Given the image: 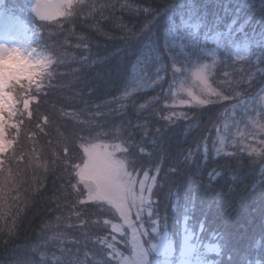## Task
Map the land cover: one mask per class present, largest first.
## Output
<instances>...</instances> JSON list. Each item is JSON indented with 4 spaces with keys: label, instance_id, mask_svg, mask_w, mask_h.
Instances as JSON below:
<instances>
[{
    "label": "trees",
    "instance_id": "16d2710c",
    "mask_svg": "<svg viewBox=\"0 0 264 264\" xmlns=\"http://www.w3.org/2000/svg\"><path fill=\"white\" fill-rule=\"evenodd\" d=\"M3 2L5 10H16L29 23L33 43L45 50L53 63L45 73L44 87L40 92L36 91L35 84L29 86L28 81L13 84L9 88L18 105L14 109L15 114L8 116L10 122L6 127V136L12 140L11 146L0 154V264H39L45 256H61L62 248L78 251L81 259L84 252H88L89 264L93 258L104 264L107 249L97 244V240L112 235H115V240L110 238L109 243L115 244L120 257L131 255L128 227L125 226L122 240L120 234H112L110 228L93 223L104 219L119 223L118 218L82 213L81 218L86 219L88 224H80L74 211H81L87 206L77 205L73 208L77 197L68 183L70 169L58 168L56 175H51L50 169L56 159L54 154L59 151L58 141L66 135V129L83 127L86 122L94 121L92 131L103 142H118L106 138L104 133L118 136L121 125L133 131L139 139L141 133L135 125L144 123L147 118L158 127L163 123L160 117L173 110L177 113L188 112L200 124L186 138L183 135L185 126L191 121L183 118L177 120L173 128L169 129L173 134V150L189 147L195 150L196 142L204 137H207V147L211 149V141L215 139L217 127H220L229 138L234 135L243 137L242 140L238 138V143L247 157L242 168L236 167L235 161H229L231 166L224 174V169L218 167L224 161L209 151L200 159L199 170L193 164L182 173L180 199L175 206L172 198L167 196V188L153 197L158 201L160 215L168 218L166 230L176 250L180 248L182 232L186 227L193 236L192 242L201 245L200 251L205 253L208 263L221 264L227 248H222L220 254L210 251L218 244L243 247L253 238L258 241L253 245L257 249L256 255H260L259 248L264 247V240L260 239L264 233V161L260 157L249 156V150L252 147L264 148L259 142L264 139V134L257 132L254 135L250 123V117L253 116L264 123V118L258 115L264 81L253 75L256 73L254 57L253 64H249L246 59L237 60L233 56L228 61L230 66L225 67L221 63L225 60L221 55L223 45L212 41V37L216 32L226 29L258 33L264 28V0H207L206 14L212 27L201 25L200 29H189L199 40L198 47L194 48L203 54V59L191 56L188 48L178 49L185 56H190L191 60L186 62L183 57L179 58L180 62L174 66L179 69V74L176 82H173V66L169 64L168 56L164 55L166 71L161 72L163 80L158 84L155 83V66L143 70L134 67L136 46L131 36L126 37V29L136 24L135 31L139 32L137 21L140 17H131L121 5L139 3L144 8L151 6L163 10L170 8L177 0H73L71 7L66 8L65 15L53 20L36 18L30 11V0ZM109 4L114 7L106 8ZM89 36L93 43L85 47L82 40ZM211 51L214 52L212 55ZM205 63L216 64L209 75L214 88L217 86L215 81L225 80V72L229 73L230 81H238L243 77L244 82L237 90L247 89V96L242 98L255 97L251 104L255 112L244 116L239 109L234 115L225 111L235 100L202 107L179 106L175 88L180 80L178 77L189 75ZM250 79L252 87H248L247 81ZM170 84L172 87L169 91ZM126 89L130 93L128 96L123 95ZM157 97L159 99H154ZM25 99L30 101L29 109L23 106ZM173 103L177 104L174 109L164 107L165 104ZM140 105L146 107L140 110ZM97 112L101 115H96ZM44 117L48 118L47 124L44 123ZM13 124L16 127H12ZM225 151L235 152L236 148L228 146L226 141ZM71 155L74 162L78 163V154L72 152ZM252 160H255V164H250ZM137 163L143 165L140 177L145 170L149 171L150 177L155 174V157L144 159L141 154ZM169 166L170 163L166 162L162 170ZM212 169H217L223 175L219 183L212 182L216 193H219L217 204L211 216H204L198 208L185 207L186 193L193 189L194 181L207 183L208 173ZM54 179L55 189L52 186ZM157 180L163 187L159 176ZM211 195L202 196L198 204L207 203ZM140 223L149 233L141 236L145 246L149 247L157 241L151 234L152 220L145 214ZM50 264H53L51 259Z\"/></svg>",
    "mask_w": 264,
    "mask_h": 264
},
{
    "label": "snow or ice",
    "instance_id": "6c2138e0",
    "mask_svg": "<svg viewBox=\"0 0 264 264\" xmlns=\"http://www.w3.org/2000/svg\"><path fill=\"white\" fill-rule=\"evenodd\" d=\"M147 2V0H144ZM155 2V0H153ZM207 0H177V2L170 8L163 10L158 8H144L139 3H125L121 7L125 8L131 17H140L137 21L139 32L135 31L136 24L132 28L126 29V37H132V43L136 46V62L134 67L141 70L155 66L156 80L159 83L163 80L161 72L166 71L164 63V55L168 56L169 64L173 66L172 79L176 82V77L179 74V69H175V64L180 57L183 60L190 62L191 57L185 56L182 51L178 49L188 48L191 51V56H196L198 59H203V54L196 51L194 46L199 45V40L196 34L189 29H200L201 25L205 27H212L209 24L206 14ZM72 0H58L53 4V0H46V3H34L32 11L35 12L41 20L51 19V15H46L42 9L49 7H57L63 9L65 6L71 7ZM106 8L114 7L113 5H106ZM225 10L227 7L225 6ZM60 15H65L63 11ZM132 21L130 20V23ZM23 25V21L16 10L0 11V36L8 38L13 32L18 30ZM126 27V26H125ZM214 41L221 42L223 45L221 55L225 60L221 63L228 67V61L233 56L237 60H247L249 64H253L252 58H255L256 73L261 81H264V28L258 33L234 32L231 29L216 32L213 37ZM85 47L93 43L92 37L89 36L86 40H82ZM219 46V44H218ZM163 49V51H161ZM235 49V52H233ZM35 49H25L23 52L18 47H11L4 43H0V154L7 151L11 146V141L6 139V117L14 115L13 107L15 99L8 89L13 84H21L22 81H28L29 86L35 84L36 91L40 92L44 87L43 81L45 73L52 65L51 59L34 55ZM216 64H203L195 73V78L199 82L200 91L205 98L196 95L191 88H181L185 91L188 99L179 100V106L187 107H202L204 105H213L221 101L235 100V103L225 111L235 114L236 110H241L244 116H248L249 112H255V108L251 106L254 96H248L247 99L242 98L247 96V89H241L240 84L244 82L243 77L240 80H228L229 73L225 72V80L223 82L215 81L217 86L214 88L209 83V73ZM248 87H252L251 79L247 81ZM225 85L227 87L225 88ZM172 85H169V91ZM264 87V85H262ZM227 92L228 94H225ZM124 96L130 95L125 90ZM174 96L175 94L172 93ZM213 97L215 99H213ZM154 99H159L154 98ZM30 101L24 100L23 106L29 109ZM140 110L146 106L140 105ZM165 108L174 109L177 104H165ZM259 116L264 118V96L261 97L259 104ZM31 112H29V116ZM96 115H101L97 112ZM183 118L191 122L185 126L183 135L189 137L192 131L200 127L198 119L193 120L188 112L177 113L174 110L168 114L160 117L163 123L160 126H154L146 118L144 123L135 125L141 133L139 139L136 134L129 128L121 125V132L118 136L105 132L106 138H111L115 143H105L100 140L98 136L92 131L94 121H88L83 127L75 129H66V135L58 141L59 151L56 152L54 166L50 169L51 175L55 176L57 169L68 170L70 180L69 186L72 188L77 197L76 204L73 205L75 209L77 205L87 206L81 211H74V215L80 221V224L87 226L88 221L82 219V213L99 214L100 216L112 215L118 218L119 223L113 222L112 219H104L94 221L93 223L102 224L110 228L112 234H120L121 239L125 235V226L131 229L132 240L131 249L133 254L128 257L121 258L117 252L114 243H109V239L115 240V235L111 237H100L97 244L106 247L107 252L104 253V264H175L173 257L176 256V247L172 237L166 230L168 218L160 215L158 201L153 199L160 191L167 188V196L172 198V204L175 206L176 201L180 199V178L182 173L195 164V169L201 168L200 159L205 157L209 151H213L216 157L224 161L222 167L224 174L230 168L229 161H235L236 167H244V161L247 157L243 155L238 138L243 139L242 136L234 135L228 137L227 132L217 127L215 139L211 141L212 148L207 147V137L201 141L196 142L195 150L191 147L187 149L178 148L173 150L171 147L172 129L177 120ZM44 123H48V118L44 117ZM238 123V122H237ZM250 123L254 129L253 134L257 132L264 134V123H261L255 116L250 117ZM16 127V125H12ZM115 127V125H109ZM226 141L228 146L236 148L235 152L225 151ZM264 145V139L259 141ZM168 145L167 147L165 145ZM219 145V146H217ZM151 148V151L148 149ZM75 152L76 159L79 162H74L71 155ZM143 154L144 159L147 157H155L156 163L154 165L155 174L149 176V171H143L142 178L141 169L142 164L137 163V159ZM249 156L260 157L264 161V148L257 149L252 147L249 150ZM195 158V159H194ZM170 163L166 170H162L165 163ZM250 164H255L252 160ZM264 171V169H262ZM222 173L217 169H212L208 173V182L194 181V187L191 191L186 193V208H198L204 216H211L213 207L217 204V196L215 187L212 182L219 183V178H222ZM163 182V187L158 183L157 177ZM75 181V183H72ZM52 186L55 189L56 180L52 181ZM155 189V191H154ZM56 191H60L56 189ZM207 203H199L202 196L208 197ZM156 205L154 208L153 206ZM135 209V211H133ZM94 210V211H92ZM145 214L152 220L151 234H154L153 239L156 243H152L150 247H145V243L141 241L139 233L149 235L148 231L144 229L140 223ZM133 215L136 221L133 222ZM153 217H155L153 219ZM164 221V224H161ZM139 224V229L137 227ZM45 227H47L45 225ZM264 240V233L260 236ZM193 236L185 227L182 232V240L179 251L178 264H208L205 259V253L200 251L201 245L193 243ZM127 243V241H124ZM258 241L253 238L243 247H229L227 243L224 245H217L215 251L221 253L222 248H227L221 264H264V247L259 248L260 255L257 256V249L253 247ZM61 256H53L51 258L44 257L39 264H50V259L53 264H89V253L84 252L83 259L80 258L79 252H72L71 250L61 249ZM151 257V259H150ZM162 257L163 260L157 259ZM91 264H101L100 261L94 258Z\"/></svg>",
    "mask_w": 264,
    "mask_h": 264
},
{
    "label": "rangeland",
    "instance_id": "374dc122",
    "mask_svg": "<svg viewBox=\"0 0 264 264\" xmlns=\"http://www.w3.org/2000/svg\"><path fill=\"white\" fill-rule=\"evenodd\" d=\"M3 1L4 0H0V11H5V9L2 6L3 3H4ZM57 2H58V0H53V4H55ZM64 2H65V5H66V0H64ZM30 3H31V9H30V11H32V7H33V4L34 3H42L43 4V3H46V0H30ZM66 8H68V7L65 6L63 9H59V8L53 6V7H49V8H46V9H42V12H44L46 15H51L52 16L51 19L53 20V19L61 16L60 15V12L61 11H63L65 13V11H67ZM32 13H33V15L36 18L40 19L39 16L35 12L32 11ZM21 19L23 21V25L18 30H16L15 32H13L11 34V36L8 37V38H4V37L0 36V43H4V44H6L8 46H11V47H18V48L21 49L22 52L25 49H35L34 55H38V56L44 58L45 60L50 59V57L48 56V54L46 52H44L45 50H43L41 47H39L38 45H36V44L33 43L34 39L32 38V34L29 31V23L26 22V20H23L22 17H21ZM51 19H47V20H51ZM212 41H214L213 40V37H212ZM214 42H217V41H214ZM213 53L214 52H212V51L210 52L211 55ZM202 65H200L199 67H201ZM199 67L195 68L189 75H184L182 77H178V79H180V80L177 83V86L175 87L176 88V92L178 93L177 94L178 103H179V100H181V99H188L186 92L185 91H182L181 88H184V89L191 88L192 91L196 95H200L201 98H205L203 96V94L201 93V91H200L201 86H200L199 82L195 78V73L197 72V70L199 69ZM209 75H210V73H209ZM209 83H211L210 82V79H209ZM261 94L262 95L260 96V100H261V97L264 96V92L261 93ZM16 105H18V104H17V101L15 100V104H14V107H13V111L16 108ZM5 117H6V122L7 123L10 122V117H8L7 113H5ZM6 139L9 140V141H12V140H10V138H7V136H6ZM140 178H142V177H140ZM133 211H135V209H133ZM132 219H133V222L136 221V217L134 215H133V218ZM126 227H128V226H126ZM137 227L139 229V224H137ZM128 229L130 230V242H131V240H132V233H131V229L129 227H128ZM138 234L140 235L141 241L143 242L142 237H141L142 236V233H139L138 232ZM156 242L157 241H155L153 243H156ZM180 246H181V244H180ZM179 251H180V248L178 250H176V256L173 257V261L175 262V264H178V261H179ZM118 254H120V253L118 252ZM132 254H133V252H132ZM131 255H128V256H131ZM128 256H124V257H128ZM124 257L121 256V258H124ZM157 259H159L161 261L163 260L162 257H157ZM208 264H211V263H208Z\"/></svg>",
    "mask_w": 264,
    "mask_h": 264
}]
</instances>
